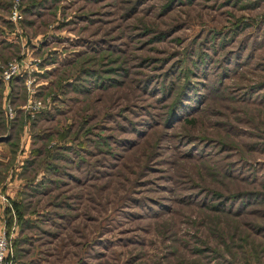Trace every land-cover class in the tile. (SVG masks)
<instances>
[{
    "label": "rangeland",
    "instance_id": "374dc122",
    "mask_svg": "<svg viewBox=\"0 0 264 264\" xmlns=\"http://www.w3.org/2000/svg\"><path fill=\"white\" fill-rule=\"evenodd\" d=\"M2 118L12 264H264V0H0Z\"/></svg>",
    "mask_w": 264,
    "mask_h": 264
},
{
    "label": "built area",
    "instance_id": "2783aa9c",
    "mask_svg": "<svg viewBox=\"0 0 264 264\" xmlns=\"http://www.w3.org/2000/svg\"><path fill=\"white\" fill-rule=\"evenodd\" d=\"M19 64H10L8 70L4 73V78L8 79L11 74H13ZM40 106V103H34L31 106V111L36 110ZM0 202L6 204V198L4 196H0ZM5 206V205H4ZM9 206V202L6 204ZM5 208V207H4ZM14 256V250L12 245V235L5 230V227L2 222H0V264H12Z\"/></svg>",
    "mask_w": 264,
    "mask_h": 264
},
{
    "label": "trees",
    "instance_id": "16d2710c",
    "mask_svg": "<svg viewBox=\"0 0 264 264\" xmlns=\"http://www.w3.org/2000/svg\"><path fill=\"white\" fill-rule=\"evenodd\" d=\"M12 85V84H11ZM11 123V122H10ZM13 123V122H12ZM6 127H7V124H6V121L2 118V120L0 119V134H3L6 132ZM9 128V127H8ZM10 138V135L9 137ZM264 195V194H263ZM17 207V206H16Z\"/></svg>",
    "mask_w": 264,
    "mask_h": 264
},
{
    "label": "water",
    "instance_id": "95a60500",
    "mask_svg": "<svg viewBox=\"0 0 264 264\" xmlns=\"http://www.w3.org/2000/svg\"><path fill=\"white\" fill-rule=\"evenodd\" d=\"M6 136H0V141L3 140Z\"/></svg>",
    "mask_w": 264,
    "mask_h": 264
}]
</instances>
